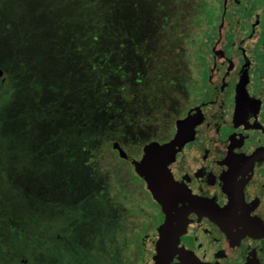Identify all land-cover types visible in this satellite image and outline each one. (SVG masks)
<instances>
[{
  "label": "rangeland",
  "instance_id": "rangeland-1",
  "mask_svg": "<svg viewBox=\"0 0 264 264\" xmlns=\"http://www.w3.org/2000/svg\"><path fill=\"white\" fill-rule=\"evenodd\" d=\"M160 3L172 0H0V264H122L116 232L150 197L113 143L138 153L169 132L171 73L200 35L166 32L164 51ZM145 39L168 55L149 123L136 80Z\"/></svg>",
  "mask_w": 264,
  "mask_h": 264
},
{
  "label": "flooded vegetation",
  "instance_id": "flooded-vegetation-1",
  "mask_svg": "<svg viewBox=\"0 0 264 264\" xmlns=\"http://www.w3.org/2000/svg\"><path fill=\"white\" fill-rule=\"evenodd\" d=\"M163 10L164 51L166 32L200 35L190 37L185 61L171 55L184 64L171 73V84L181 88L169 132L146 139L138 153L123 149L150 200L129 209L116 232L122 264H264V0H172L166 8L160 3L159 16ZM147 43L136 79L150 114L144 123L163 104L165 75L157 64L168 58ZM180 124L190 140L166 166L154 198L134 162L147 142L173 139Z\"/></svg>",
  "mask_w": 264,
  "mask_h": 264
},
{
  "label": "water",
  "instance_id": "water-1",
  "mask_svg": "<svg viewBox=\"0 0 264 264\" xmlns=\"http://www.w3.org/2000/svg\"><path fill=\"white\" fill-rule=\"evenodd\" d=\"M2 75L3 70L0 68V76ZM179 126V132L173 139L164 143L147 142L143 149V156L134 162L135 171L144 178L154 198H157V184L166 166L181 156L184 146L190 140L186 125ZM113 147L117 149L119 156L123 158L127 156L117 142L113 143Z\"/></svg>",
  "mask_w": 264,
  "mask_h": 264
}]
</instances>
